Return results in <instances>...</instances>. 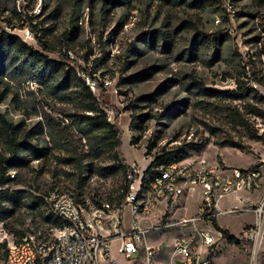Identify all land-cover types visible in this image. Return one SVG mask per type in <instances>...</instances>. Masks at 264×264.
Masks as SVG:
<instances>
[{
    "label": "rangeland",
    "instance_id": "obj_1",
    "mask_svg": "<svg viewBox=\"0 0 264 264\" xmlns=\"http://www.w3.org/2000/svg\"><path fill=\"white\" fill-rule=\"evenodd\" d=\"M27 4L29 13L37 15L49 44L61 47L68 42L69 48H63V52L78 74L94 71L92 78L111 81L109 86L99 84L94 93L117 107L123 131L121 151L127 163L139 167V177L165 151H176L184 157L181 161L194 167L206 159L210 167L217 166L225 174L253 166H261L264 173V117L247 114L244 108L246 103L264 112V5L260 0H223V6L205 11L152 0H119L117 4L108 0H0L1 29L59 60V53L42 50L32 31L22 26L18 12ZM68 31L71 35L66 38ZM218 31L224 33L213 36ZM240 81L257 93L246 92L244 99L232 105L249 118L261 139L238 125L232 113L216 108L214 96L205 94L202 88L196 93L186 88L188 83H202L207 90H236ZM106 111L112 112L113 122L114 110ZM75 114L72 103L49 94L45 86L19 68L17 59L1 55L0 156L9 154L3 119L18 125L20 139L48 148L49 153L44 157L28 154L23 165L8 167L10 180L0 187L4 191L0 198V264H7L10 240L50 226L45 216L53 214L48 212L44 196L51 191L71 195L81 203L85 198L99 204L123 202L124 172L104 177L88 169L86 178L79 181L75 163L63 161L78 149L92 169L111 162L108 154L93 158L96 139L86 135ZM140 180L133 186L138 187ZM195 188L192 194L186 192L176 201L168 200L166 211L172 214L179 207L176 218L199 215L202 195L200 187ZM219 200L220 207L226 209L233 206L235 194H225ZM237 205L238 210L232 214H224L221 209L217 221L244 238L243 231L255 223V215L249 211L254 203ZM164 208V203L158 204L148 217L140 218V223H167L169 216L157 219ZM253 218V223L244 224ZM131 221V210L126 206L123 223L130 227ZM180 227H164L149 234L155 237L150 239L152 243L158 242L162 264H168L171 236ZM188 227L182 230L184 234L192 233L194 227L215 234V264H252V245H231L210 219ZM256 264H264V238Z\"/></svg>",
    "mask_w": 264,
    "mask_h": 264
},
{
    "label": "built area",
    "instance_id": "obj_2",
    "mask_svg": "<svg viewBox=\"0 0 264 264\" xmlns=\"http://www.w3.org/2000/svg\"><path fill=\"white\" fill-rule=\"evenodd\" d=\"M27 34L33 36L29 30ZM68 53L74 56L70 50ZM79 75L93 92H96L99 84H111L108 79H95L86 72H79ZM107 113L111 121L112 112ZM132 167L133 170L127 173V180L137 174L135 181L141 179L139 186H133L132 183L123 202L118 205L109 201L99 204L88 198L81 203L75 197L58 190L45 195L48 212L63 220V225L48 227L45 231H32L20 239L10 240L7 245V264H101V259H110L111 241L114 238L120 240L119 251L132 264H139L142 248L145 254L140 264H158L156 247L147 243L152 231H160L174 224L187 226L196 225L200 220H211V217L217 215L213 209L216 200L225 194L260 191V198L249 209L255 215V223L243 231L244 238L252 243V264H256L264 238V173L261 166L235 168L230 174H225L217 166L210 167L206 159H201L198 167L179 161L156 165L155 175L145 183L144 173L139 177V167ZM195 187H200L202 194L199 215L148 226L140 223V218L148 217L161 201H176ZM126 206L132 215L131 226L128 228H124L122 223V213ZM236 210L238 207L222 213L231 214ZM215 243L213 232L194 227L192 233L174 239L171 257L178 261L177 264H215L211 254Z\"/></svg>",
    "mask_w": 264,
    "mask_h": 264
},
{
    "label": "trees",
    "instance_id": "obj_3",
    "mask_svg": "<svg viewBox=\"0 0 264 264\" xmlns=\"http://www.w3.org/2000/svg\"><path fill=\"white\" fill-rule=\"evenodd\" d=\"M113 4H117L119 0H108ZM160 4L171 6L186 5L192 9H200L202 11L208 10L215 6H223V0H152ZM260 4L264 5V0H260ZM30 5L27 4L18 12L20 20L24 23L23 27H28L34 34L36 41L40 48L44 51L57 52L61 58L53 59L39 49L30 46L23 41L18 35L11 34L6 30H2L0 27V61L2 54H9L15 60H18V66L27 72L30 78L35 79L38 83L45 86L47 92L62 101L72 103L76 109V122L82 124L87 136L95 138V147L92 151L93 158L100 159L108 154L107 159H110V164L105 166H98L95 169L90 168L91 164H85V154L78 149L75 150L74 155L66 156L63 161L65 163H75L77 167L76 175L79 181L84 180L86 177L84 173L86 170H95L96 174L108 177L120 171L124 172L125 180H127V173L129 170H133V167L127 163L123 152L121 151L122 145V129L119 125V111L117 107L107 101L102 96L97 97L91 88L86 84L85 79L78 74L76 66L69 64V57L63 52V48H69L68 42L62 44L61 47H56L49 44L43 35L42 29L39 27V23L36 20L37 15H31L29 13ZM224 33L218 31L213 33V36ZM71 31L65 33L66 38H69ZM224 35V34H223ZM205 36V35H204ZM146 41V40H145ZM148 42V41H146ZM216 42V41H215ZM94 71H89V75L92 76ZM186 88L191 92L196 93L198 89L202 88L205 94H209L215 97L213 105L216 108H220L223 111H228L234 116L235 122L244 127L246 131L251 132L252 136L257 139L263 138L262 135H258L256 129L251 128L249 118L242 113L239 108L233 107L232 102L239 99H244L246 92H256L255 89L249 87L246 82L240 81L238 88L232 90L219 91L216 89H204L202 83H188ZM194 85V86H192ZM202 92V91H201ZM103 94V93H102ZM245 112L247 114H254L257 117L263 118L264 112L259 107L253 105H244ZM106 109H113L115 112V119L110 121L108 119V113ZM4 121L5 136L9 143V154H2L0 156V187L3 186L8 180H10L9 174H7L8 167L21 166L27 162L26 156L28 154L36 157H44L49 153V149L40 148L37 144L31 143L30 140L20 139L17 136L16 129L18 125L9 123L6 119ZM135 124V120L131 122V126ZM41 131L34 132L35 134ZM230 144L243 149L244 146L235 141H230ZM184 157L177 154L176 151L163 152L157 155L144 170L143 181L144 183L156 173L154 167L159 164L169 165L173 162H179ZM257 167L253 166L252 168ZM138 177L136 174L133 179H128L124 185L126 194L131 184ZM83 183V182H82ZM4 191L0 189V198ZM84 202L83 200H81ZM80 202V201H78ZM215 210V208H213ZM168 211L164 214L167 216ZM49 227H60L63 225V220L54 215L45 216ZM211 222L215 228L221 232L222 236L229 242L238 246L244 244L252 245L251 241L239 238L229 231L227 228L221 227L215 216L211 217ZM145 249L140 250L138 263L143 260Z\"/></svg>",
    "mask_w": 264,
    "mask_h": 264
},
{
    "label": "crops",
    "instance_id": "obj_4",
    "mask_svg": "<svg viewBox=\"0 0 264 264\" xmlns=\"http://www.w3.org/2000/svg\"><path fill=\"white\" fill-rule=\"evenodd\" d=\"M195 189H197V188H193V189H190L188 192H189V194H192V192L195 190ZM198 190H200L201 191V188L200 189H198ZM258 193V191H256V193H255V195L254 196H252V195H250L249 193H246V194H241V193H230V194H235V202L232 204L233 206H230V207H228V208H226V209H223V208H221L220 207V200L219 199H217L216 200V203H215V210H216V212H217V216H216V219L218 220V215H219V213L221 212V209H222V211H225V210H228V209H231V208H234V207H236V206H238L237 204H242V206H245V205H248L249 203H255L257 200H258V198H257V194ZM188 194V195H189ZM260 194L261 193H259L258 195L260 196ZM202 195V194H201ZM187 197V196H186ZM202 197V196H201ZM223 197V196H222ZM201 200H202V198H201ZM160 203H164V206H165V208H164V210H161V212H160V214L157 216V219L158 218H160V217H164V214L166 213V208H167V202L166 201H161ZM159 203V204H160ZM179 209V207L178 208H176V210H174L173 211V213L171 214V213H169L167 216H165V217H168V219H167V222H176V221H178V220H181V219H184V218H189V217H185V216H182L181 218H176V214H177V210ZM232 214V213H231ZM191 218V217H190ZM255 218V217H254ZM254 218L251 220V221H247V222H245L244 224H246V223H249V224H251V223H253L254 222ZM218 222V221H217ZM122 223H123V213H122ZM165 223H166V221H165ZM218 224L221 226V227H223L219 222H218ZM171 226H178V227H180V225H171ZM171 226H167V227H171ZM189 225H187V226H185V227H180L179 228V230L177 229V230H173V231H175L176 233L175 234H173L172 236H171V240L174 242V239L176 238V237H178V235H185V234H189L191 231H188V233L186 232L185 234L182 232V230L184 231V230H189V227H188ZM123 227L124 228H128V227H126L125 225H124V223H123ZM166 227V228H167ZM223 228H226V227H223ZM227 229H229V228H227ZM161 231V230H160ZM229 231L231 232V233H233L234 235L236 234V233H234V232H232L230 229H229ZM152 232H156V231H152ZM151 232V233H152ZM218 232H220V231H218ZM221 233V232H220ZM236 236V235H235ZM154 239L155 237H153V236H150V235H148V238H147V243H148V245H152V246H155L156 247V249H157V251H158V264H162L161 263V261H160V247H158V242L157 243H152L151 241H150V239ZM225 239V238H224ZM163 240H165V239H163ZM226 240V239H225ZM173 242H172V244H173ZM231 245H233V246H236V247H239L238 245H235V244H232V243H230ZM119 245H120V240L119 239H117V238H114L112 241H111V257H110V259H101V264H132V262L130 261V259L129 258H127L125 255H123L122 253H120V251H119ZM242 246V245H241ZM211 254H212V256H213V258L215 259L216 257H217V252H216V250H214V249H211ZM215 255V256H214ZM169 256H170V258H169V260H168V264H177V262L178 261H175V259H173L172 257H171V249H170V253H169ZM216 262V261H215ZM216 264H217V262H216Z\"/></svg>",
    "mask_w": 264,
    "mask_h": 264
},
{
    "label": "bare ground",
    "instance_id": "obj_5",
    "mask_svg": "<svg viewBox=\"0 0 264 264\" xmlns=\"http://www.w3.org/2000/svg\"><path fill=\"white\" fill-rule=\"evenodd\" d=\"M261 237H262V235H260V238L259 239H261Z\"/></svg>",
    "mask_w": 264,
    "mask_h": 264
}]
</instances>
